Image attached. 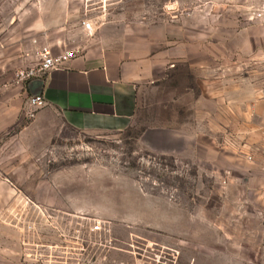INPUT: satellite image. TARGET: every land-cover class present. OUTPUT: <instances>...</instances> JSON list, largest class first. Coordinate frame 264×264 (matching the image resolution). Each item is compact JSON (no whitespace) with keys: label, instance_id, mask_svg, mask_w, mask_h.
Wrapping results in <instances>:
<instances>
[{"label":"rangeland","instance_id":"rangeland-1","mask_svg":"<svg viewBox=\"0 0 264 264\" xmlns=\"http://www.w3.org/2000/svg\"><path fill=\"white\" fill-rule=\"evenodd\" d=\"M75 9L84 15L79 0ZM88 9L96 27H150L156 38L176 28L166 77L144 88L121 133L63 127L29 181L49 182L71 210L19 194L0 233L15 230L22 255L23 241L49 244L62 224L102 220L114 248L93 264H264V0H91ZM243 91L257 105L245 120Z\"/></svg>","mask_w":264,"mask_h":264},{"label":"crops","instance_id":"crops-1","mask_svg":"<svg viewBox=\"0 0 264 264\" xmlns=\"http://www.w3.org/2000/svg\"><path fill=\"white\" fill-rule=\"evenodd\" d=\"M72 1L46 0L40 5L38 0L21 4L0 0V214L4 218L22 207L19 194L41 205L71 210L49 182L31 185L38 177L32 165L63 127L86 134L127 130L142 107L144 88L166 77L167 52L172 50L168 44L176 43L175 38L170 39L176 36L168 33L176 34V28L168 31L167 26L161 27L156 38V30L150 27L109 23L88 34L80 26L83 16L79 7L72 10ZM40 46L50 47L55 54L70 49L80 50V54L44 78L6 87L16 69L35 60ZM32 94L43 95L47 106L35 120L27 121L24 103ZM252 108L257 105H252L243 91V120L254 113ZM3 230L0 264H32L22 259L19 234Z\"/></svg>","mask_w":264,"mask_h":264},{"label":"built area","instance_id":"built-area-1","mask_svg":"<svg viewBox=\"0 0 264 264\" xmlns=\"http://www.w3.org/2000/svg\"><path fill=\"white\" fill-rule=\"evenodd\" d=\"M84 15L80 26L91 34L98 24L93 12L88 9L91 0H82ZM80 50L70 49L55 54L48 46H40L35 50V60L25 67L18 68L13 73V79L5 86H23L35 79L44 78L49 72L61 69L74 60ZM47 106V101L41 94L28 95L24 103V115L27 121L36 119L38 113ZM19 212V211H18ZM15 213L16 221L22 223L21 216ZM18 218V219H17ZM67 223V222H66ZM63 225V226H62ZM56 227L57 239L49 244H32L23 241V261L32 264H93L101 258L98 253L114 248L112 237L114 226L108 221L93 220L89 228L80 221L62 224ZM34 226L28 224V229Z\"/></svg>","mask_w":264,"mask_h":264}]
</instances>
